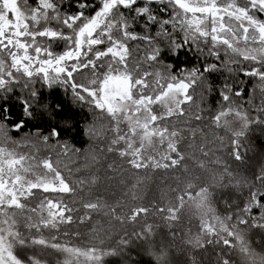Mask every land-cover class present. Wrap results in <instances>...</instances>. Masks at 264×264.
I'll list each match as a JSON object with an SVG mask.
<instances>
[{
    "label": "snow or ice",
    "instance_id": "1",
    "mask_svg": "<svg viewBox=\"0 0 264 264\" xmlns=\"http://www.w3.org/2000/svg\"><path fill=\"white\" fill-rule=\"evenodd\" d=\"M57 87L92 117L82 163L64 137L79 122L53 123L63 102H44ZM257 131L264 0H0V264H48L37 248L61 254L56 264H203L209 247L215 264H264L251 238L264 234V161L239 168ZM105 154L112 173H144L112 202L93 191ZM160 171L182 178L175 202L125 211Z\"/></svg>",
    "mask_w": 264,
    "mask_h": 264
},
{
    "label": "trees",
    "instance_id": "2",
    "mask_svg": "<svg viewBox=\"0 0 264 264\" xmlns=\"http://www.w3.org/2000/svg\"><path fill=\"white\" fill-rule=\"evenodd\" d=\"M178 63L187 64L190 67L192 64L196 63V61L193 59L192 55L185 56L184 54H181ZM228 75L229 73H227L226 70L223 71L221 74H219L220 81L222 82L223 78ZM213 78L215 79L216 77L214 76ZM44 102L53 106L57 103L63 102L65 111L64 113L57 114L56 120L53 123L61 120L63 117L68 115H71L73 117L74 123L77 121L79 122L78 127L73 128V131L70 134L65 133L64 137L69 140L70 144L73 147L81 149V153L79 154L70 153V160L73 162L82 163L84 161L85 154L94 149L97 144V142L91 140L87 134L88 125L92 121V117L89 113L88 107L86 105L78 106L72 104L71 95L66 94L62 88L58 87L53 88L52 90L45 89ZM29 127H31V124H29ZM220 135H223V133H220ZM252 144L254 147L251 151L248 152L249 159L244 164L239 165L241 172L248 171L249 166L258 167L259 164L264 161V137H259L258 131L252 134ZM223 151L226 152L227 149H224ZM53 155L55 156V153H53ZM59 159L62 161V165L64 163H68L70 167L72 166L69 157L60 156ZM114 159L115 157L113 155L105 154L101 157L100 162L96 164L94 168L95 175L99 177V181L93 191L99 195H102L110 202L122 197L123 193L128 190V187L136 181L137 175L141 177L144 175L143 172L136 174L133 170L127 169V166H125V170L122 172H110L107 168V164L111 163ZM118 163L119 161H117V164ZM233 166L236 167L237 165L234 164ZM174 176L175 173L171 171L167 173L160 171L150 174V179L146 180L144 185H142L140 188V195L142 196V199L132 202L130 196L124 197L126 201L125 211L133 206L143 205L147 207L150 206L153 202H157L162 205H166L169 201L175 202L176 193L172 192L171 189L176 188L178 184H180V187H182L183 185L180 183V180H182V178L178 180L175 179ZM121 181H123V183ZM219 194H221L220 190H218V195ZM146 222L158 226L156 227L158 235L161 231H168V229L164 226L165 222L156 216L149 214ZM140 223H145V220L142 219ZM195 223L196 222L193 221V224ZM139 226L140 225H136V227ZM187 226V216L185 214H181V219L175 225V229L177 231H181L186 229ZM87 228L88 225H69L65 226V228H62V231L66 229L70 234L75 231H80L81 233L86 234ZM132 228L133 225H124L123 229L121 228V226L117 225L115 231L121 232L122 230L126 229L128 232H131ZM251 238L253 241L261 242L264 241V234H262L260 230H253V235ZM72 243L79 244L82 243V241H77L75 238H73ZM253 246L257 247V250H259L258 244L254 243ZM36 251L42 254V259L47 260L48 264H56V261L61 258V254L56 253L52 249L40 250L39 248H37ZM211 253L212 249L211 247H209L208 254L199 257L200 259H202L203 264H215V257L211 255ZM111 259L115 261L117 258L113 257ZM132 259L139 260L140 257L136 256L135 253H133ZM145 259H147L146 256ZM129 264H131V262H129Z\"/></svg>",
    "mask_w": 264,
    "mask_h": 264
}]
</instances>
